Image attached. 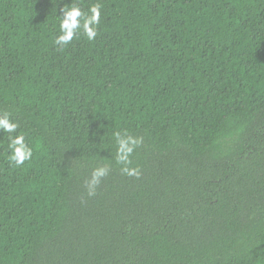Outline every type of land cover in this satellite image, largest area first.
<instances>
[{"label":"trees","instance_id":"1","mask_svg":"<svg viewBox=\"0 0 264 264\" xmlns=\"http://www.w3.org/2000/svg\"><path fill=\"white\" fill-rule=\"evenodd\" d=\"M71 3L101 23L61 51ZM4 111L34 154L0 132V264H264V0H0Z\"/></svg>","mask_w":264,"mask_h":264},{"label":"clouds","instance_id":"2","mask_svg":"<svg viewBox=\"0 0 264 264\" xmlns=\"http://www.w3.org/2000/svg\"><path fill=\"white\" fill-rule=\"evenodd\" d=\"M61 9L62 15H58L59 35L53 43L63 51L71 44L74 39L80 36L87 41H93L98 35V28L101 23L102 6L99 3L91 4L87 10L82 9L78 4H66ZM12 113L8 111L0 112V132L8 133V152L7 160L10 166L19 168L26 161L33 158V148L26 141V134L19 132L20 124L14 121ZM114 139L117 145L115 160L121 166L120 171L128 177L139 178L141 175L139 167H132V155L135 150L142 145V136H133L124 130L115 132ZM111 169L107 166H98L92 169L90 178L85 181L87 195L95 196L97 188L103 178L107 177Z\"/></svg>","mask_w":264,"mask_h":264}]
</instances>
